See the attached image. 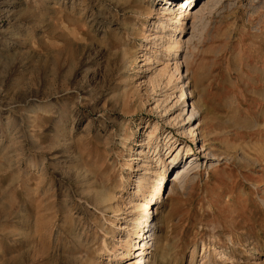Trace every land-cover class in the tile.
<instances>
[{
	"label": "rangeland",
	"instance_id": "obj_1",
	"mask_svg": "<svg viewBox=\"0 0 264 264\" xmlns=\"http://www.w3.org/2000/svg\"><path fill=\"white\" fill-rule=\"evenodd\" d=\"M180 1L0 0V264H127L154 184L150 264H264V0Z\"/></svg>",
	"mask_w": 264,
	"mask_h": 264
},
{
	"label": "bare ground",
	"instance_id": "obj_2",
	"mask_svg": "<svg viewBox=\"0 0 264 264\" xmlns=\"http://www.w3.org/2000/svg\"><path fill=\"white\" fill-rule=\"evenodd\" d=\"M192 1L193 0H181L179 2V8L178 9H181V11L179 13V18H177L176 23L174 25H172L173 29L177 30V27L182 26V24L184 23L183 21L186 19V16H189L188 12L190 11V9L188 7L190 4L193 3ZM188 3H190V4L188 5ZM186 6H187V8H186ZM163 13H164V18H162V21L159 23V26H158V27H160V31L165 30L168 26H170L172 24V21L174 20L173 14H175V12L172 11L171 5L163 7ZM182 16L184 17V19L182 18ZM180 30H181V28H180ZM177 43H181V41H177ZM168 49L171 52V50L173 49L172 44L169 45ZM195 116H196V112H195V109L193 106V108L190 112V115L188 117V120L190 121L191 118H194ZM142 151L143 150L140 151L141 154L143 153ZM179 154H180V151L177 152L176 157ZM190 158L197 159L194 156H191ZM194 164H195V160L194 161L192 160L191 164L189 165L188 168H190V170H191L192 167L194 166ZM179 176H180V174H177L174 176L175 178L172 180L174 186H176V184L178 183ZM141 183L144 184L143 179H141ZM139 186H140V188L142 187L141 185H139ZM161 187L157 186V184L156 185L154 184L152 187V190H151L150 197L148 198V201L144 202L140 206L139 205L137 206V208H141L145 214H143L141 216L142 220L140 222L135 223V226L141 227L143 225V228L137 229L135 226H133L131 228L134 231V233L137 234V238L134 242L127 240L126 244H124V246L128 248V252L124 253L125 258L128 259L127 264H150L149 263L150 257H148V254H146L148 252L147 250L149 248L146 247L147 244H146V242H144L145 238L151 237V239L154 240L153 244H154L155 250H157L159 248L158 236L156 235V233H151V234L149 233L148 234L150 229H144V224H145V226L148 225V221H149V218L151 216L149 211H150V209H153L154 206L159 202L160 195L162 194V190H163V188H161ZM149 253H152V252L150 251Z\"/></svg>",
	"mask_w": 264,
	"mask_h": 264
}]
</instances>
